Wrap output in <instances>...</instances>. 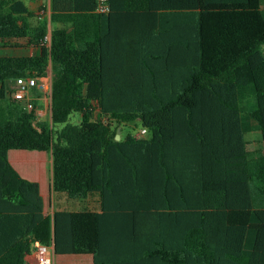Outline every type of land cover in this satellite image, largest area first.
Here are the masks:
<instances>
[{
    "label": "trees",
    "instance_id": "16d2710c",
    "mask_svg": "<svg viewBox=\"0 0 264 264\" xmlns=\"http://www.w3.org/2000/svg\"><path fill=\"white\" fill-rule=\"evenodd\" d=\"M96 5L51 0L50 29L0 0V47L36 49L0 55V264H29L35 241L55 264H264L262 0ZM28 75L51 76V121L40 89L11 96ZM37 164L47 200L18 169Z\"/></svg>",
    "mask_w": 264,
    "mask_h": 264
},
{
    "label": "built area",
    "instance_id": "2783aa9c",
    "mask_svg": "<svg viewBox=\"0 0 264 264\" xmlns=\"http://www.w3.org/2000/svg\"><path fill=\"white\" fill-rule=\"evenodd\" d=\"M46 1L44 6H40L37 13L42 17H49L51 15V0ZM97 12L107 13L111 10L110 0H97L96 9ZM49 40V36H48ZM52 85V79H51ZM49 84L47 78L38 79L36 76H20L13 85L11 96L15 100H28L32 97V91L36 87L38 89L48 88ZM147 132L146 128L140 129L139 135H143ZM32 256L36 264H55V251L53 244H46L41 241H35L33 243V249L27 254V260Z\"/></svg>",
    "mask_w": 264,
    "mask_h": 264
},
{
    "label": "crops",
    "instance_id": "0c3cea01",
    "mask_svg": "<svg viewBox=\"0 0 264 264\" xmlns=\"http://www.w3.org/2000/svg\"><path fill=\"white\" fill-rule=\"evenodd\" d=\"M28 3V2H27ZM29 7L30 9L33 10V12L37 13L36 11V8L37 6L34 4V3H31L29 4ZM38 10V9H37ZM126 20L127 18H124V19H121L119 22H120V25L118 24V31L120 32L121 29L125 30L126 29ZM122 23H125V24H122ZM9 47L12 51L9 53V54H14V55H19V54H32L34 53V47L32 46H18V45H15V46H7ZM28 49H30L32 52H28ZM15 50V51H14ZM36 51V49H35ZM7 55V54H5ZM37 166H39L40 168L39 169H34L32 170L31 167L30 168H27L25 165H22L20 167H18V169L20 170V172L30 178V179H35V180H39L40 183H41V188H42V193H43V196L45 197V199L47 200L48 198V194H49V180H50V167H46L44 169L45 171V176H41L39 174H36L35 173V170L37 171H41L44 166V164H37ZM50 196H53L52 192H51V195ZM78 202H84V204H82L79 208L77 209H81L83 207H89V208H96L99 209L100 208V202L98 199L96 198H93V199H84V200H77ZM76 200L75 201H71L69 199H67L66 197L65 198H62V205L67 207V208H72V209H76L75 208V202H77ZM50 211L53 212V207L50 208Z\"/></svg>",
    "mask_w": 264,
    "mask_h": 264
},
{
    "label": "rangeland",
    "instance_id": "374dc122",
    "mask_svg": "<svg viewBox=\"0 0 264 264\" xmlns=\"http://www.w3.org/2000/svg\"><path fill=\"white\" fill-rule=\"evenodd\" d=\"M27 2L29 4L34 3L37 6V8H36V11H37V9H39L40 6H44L46 1H44V0H27ZM262 4L264 6V0H262ZM47 18H48V23H49L50 29H51V21H50L49 17L42 16V19H44V20H47ZM49 41H50V34H49ZM19 44L20 45H18V46L22 45V43H19ZM11 51L12 50L9 47H5V46L0 47V55L9 54ZM33 51L35 52V49ZM28 52H32V51L30 49H28ZM47 82L49 84L48 88L46 89V87H45V88L41 89V92H42V96L40 98L41 105H40V108L38 109V117L37 118H38V120H50L51 121V119H52V116H51V103H52L51 76H49L47 78ZM12 85H14V83ZM70 121L74 122V123L80 122L81 121V114L79 112H74L70 117ZM63 125H64V123H61V124L57 125V128H61ZM140 129H141V125H140L139 121H137V125L134 127H131L130 125L125 126V132H127L129 130H133V132L136 135H139ZM251 136L255 137L254 134L253 135L251 134ZM257 145H258V147H262L261 142H258ZM48 158H49V160H51L50 155H48ZM48 158H47V160H48ZM49 160H48V162H50ZM82 204H84V202H78V201L75 202V208H79ZM28 262H29V264H36L34 261V258L32 256L29 257Z\"/></svg>",
    "mask_w": 264,
    "mask_h": 264
},
{
    "label": "water",
    "instance_id": "95a60500",
    "mask_svg": "<svg viewBox=\"0 0 264 264\" xmlns=\"http://www.w3.org/2000/svg\"><path fill=\"white\" fill-rule=\"evenodd\" d=\"M116 138L117 139L121 138V127L118 128V132H117Z\"/></svg>",
    "mask_w": 264,
    "mask_h": 264
}]
</instances>
